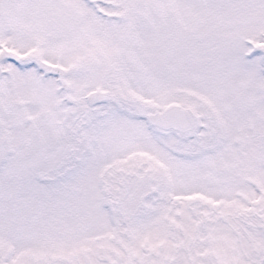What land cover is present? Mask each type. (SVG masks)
Wrapping results in <instances>:
<instances>
[{
    "label": "snow or ice",
    "instance_id": "snow-or-ice-1",
    "mask_svg": "<svg viewBox=\"0 0 264 264\" xmlns=\"http://www.w3.org/2000/svg\"><path fill=\"white\" fill-rule=\"evenodd\" d=\"M0 264H264V0H0Z\"/></svg>",
    "mask_w": 264,
    "mask_h": 264
}]
</instances>
